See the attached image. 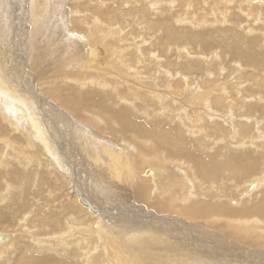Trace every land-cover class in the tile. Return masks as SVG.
<instances>
[{
  "label": "bare ground",
  "instance_id": "1",
  "mask_svg": "<svg viewBox=\"0 0 264 264\" xmlns=\"http://www.w3.org/2000/svg\"><path fill=\"white\" fill-rule=\"evenodd\" d=\"M22 6L30 35L0 20V264H236L198 234L264 260V0ZM67 130L98 142L108 216Z\"/></svg>",
  "mask_w": 264,
  "mask_h": 264
},
{
  "label": "rangeland",
  "instance_id": "2",
  "mask_svg": "<svg viewBox=\"0 0 264 264\" xmlns=\"http://www.w3.org/2000/svg\"><path fill=\"white\" fill-rule=\"evenodd\" d=\"M11 0H4L2 3L4 4H1V8H4V6L6 5H8L7 7L5 6V8H6V10H4L6 13H8V15L7 14H5V12L4 11H2V14L0 13V20L1 21H3V20H5V22L7 23L6 24V26H5V30H9V26H10V22H9V20H16V18H17V20H24V24H23V29L25 30L24 32H25V35H30V23H29V20H31V15L30 14H32V12H31V9H29V10H27V9H24V11L22 10L23 8H25V6H26V3L23 1V5H25L24 7L22 6L21 7V3H22V0L20 1V0H13L12 2H10ZM220 1H223V0H220ZM14 2H16V4L14 3ZM12 3V4H11ZM20 5V6H19ZM17 6V7H16ZM4 8V9H5ZM11 8V9H10ZM19 8V9H18ZM22 8V9H21ZM28 8V7H27ZM14 10V11H13ZM18 10V11H17ZM20 10H22V11H20ZM23 12L25 13V17L23 16ZM28 12V13H27ZM31 12V13H30ZM14 13V14H13ZM16 13V14H15ZM4 14V15H3ZM68 14V13H67ZM19 15V16H18ZM69 15V14H68ZM5 16V17H4ZM21 16V17H20ZM30 16V17H29ZM26 17H27V19H26ZM7 19V20H6ZM67 21V20H66ZM17 22V21H16ZM18 26V25H17ZM17 28V27H16ZM27 32V33H26ZM8 36H9V34H8ZM21 37V36H20ZM24 38V37H23ZM18 39H19V37H18ZM20 40H21V38H20ZM24 41H26L27 40V38H26V40L25 39H23ZM72 41V42H74V40H72L71 38H69V41ZM8 41V40H7ZM26 43V42H25ZM5 48H7V46H5ZM6 50V49H5ZM11 50H13V49H11ZM3 51V50H2ZM16 52V51H15ZM25 53V52H24ZM24 53L23 52H21V55H22V57L24 56ZM11 55H12V52H11ZM14 58H15V55H14ZM62 107V106H61ZM63 108V107H62ZM70 117V116H69ZM71 119H72V117H70ZM74 120V119H73ZM51 129H54L53 131L54 132H56V133H58L57 131H58V128H52L51 127ZM56 129V130H55ZM51 131V130H50ZM54 132H52V133H54ZM67 132L69 133V130H67ZM71 133V134H70ZM69 133V139L67 140V137H66V140H67V142H68V144H67V147H70V148H72L71 150H70V154L68 153V151L67 152H62V151H60V155H61V159L63 160V162L65 163V165H66V163L68 164V163H70L69 165H68V167L70 166V168L69 169H71L72 170V167H73V165H71V162H73L74 163V165H75V167L76 168H74L73 169V171L75 172L76 171V169H77V171L75 172V173H77L78 174V176H79V184H82V186H83V188H84V186H85V184H86V186H87V188H86V186H85V189H87L88 190V193L91 195V196H93V197H91V201H96V202H100V205H101V207L103 206V211H104V215H106V216H108V213H110V209L113 211L114 209H116V207H118V206H120V205H122V203L121 202H119V203H121L120 205L118 204V203H115L117 200L116 199H112L110 196H108L107 195V193H104L103 191H100L101 190V187H102V185L103 186H105V187H107V186H109V185H106V184H102L101 182H98V180H99V178L97 179V178H94V179H91V177H89V176H86L87 174H89L90 172V174L89 175H91V174H93L92 173V170L94 169V167L96 166L95 164H98L100 167L99 168H101V162L100 163H98V160H97V157H95V153H94V148H93V151L91 150L92 148H89V147H96V145L98 144V142L96 141V140H92V142L88 139V138H86V140L87 141H85V137H83V136H85V134H83L82 135V132H70ZM77 134V136H76V139H74L73 137H72V135L74 136V135H76ZM91 134H93L92 132H91ZM53 135H55V134H53ZM94 135V134H93ZM70 136H71V138H70ZM81 137L80 138V140H79V137ZM72 140V141H71ZM76 140V141H75ZM88 140H89V142H90V144H89V142H88ZM78 143V144H77ZM80 143V144H79ZM87 143V144H86ZM93 143L94 144H96V145H93ZM92 144V145H91ZM78 145V146H77ZM84 145V146H83ZM86 145H89V146H87L86 147ZM85 147V148H84ZM82 148V149H81ZM100 149V148H99ZM99 149H97V150H99ZM87 150V152H84V151H86ZM82 151V152H81ZM88 152H89V154H91L92 152V156H93V159L91 158L92 156H88L87 154H88ZM68 154H69V157H68ZM87 155V156H86ZM83 156V157H82ZM99 159H101V154L99 153ZM67 157V158H66ZM89 157V158H88ZM78 158V159H77ZM84 158V159H83ZM91 158V159H90ZM68 159H69V162H68ZM73 159H74V161H73ZM82 159H83V161H82ZM80 162H79V161ZM91 160V161H90ZM96 160V161H95ZM94 162H96V163H94ZM86 163V164H85ZM89 164H90V166H89ZM85 165H88V167L87 166H85ZM92 166V167H91ZM146 166V165H145ZM91 167V168H90ZM90 168V169H89ZM100 170V169H99ZM83 171V172H82ZM81 176H83V177H81ZM85 178V179H84ZM83 179V181H84V183H82L81 182V180ZM91 179V180H90ZM92 181V182H91ZM95 182V183H94ZM92 183V184H91ZM94 184V185H93ZM89 185V186H88ZM71 186H72V184H71ZM91 189V190H90ZM100 192V193H99ZM92 193V194H91ZM103 193V194H102ZM101 194V195H100ZM107 195V196H106ZM108 197V198H107ZM111 198V199H110ZM96 199H98L99 201H97ZM102 202V203H101ZM117 204V205H116ZM105 206V207H104ZM106 208V209H105ZM108 209V210H107ZM109 228H111V226H109ZM0 232H3V233H5V232H7V233H10V232H8L7 230L5 231H3V229H0ZM118 236V235H117ZM200 238V239H199ZM133 238H129L128 237V239L125 241V242H127V241H130V240H132ZM210 239V240H209ZM203 240V241H202ZM218 240V241H217ZM197 241H199V245L198 246H200V247H202V245L204 246V248H201L203 251H208V252H210V250H208V248H206V247H210L211 249H214L215 251H216V246H218V248H220V250L222 251V252H224L226 255H227V257L229 258V259H233L234 261H236L235 263L236 264H259L260 262V264H264V263H262L264 260L262 259V256H260V254H258V253H256L255 251H252L251 252V254H250V251H246V250H237V248H233V247H230V248H228V246H227V244H226V242L221 238V237H219L218 238V236H217V238H214V237H211V236H208L207 238H205V236L203 237L202 235L200 236L199 234H198V239H197ZM133 242V241H132ZM223 242V243H222ZM217 243V244H216ZM223 245H222V244ZM215 244H216V246H215ZM220 244V245H219ZM210 245V246H209ZM20 248V246H19V243H17L16 245H14L11 249H14L13 250V252L12 253H16V251H17V249H19ZM222 248V249H221ZM232 249V250H231ZM235 250V251H234ZM232 251V252H231ZM256 253L257 255H254L253 253ZM229 253V254H228ZM231 253V254H230ZM252 255H253V257H252ZM13 256H15V255H13ZM245 256V257H244ZM257 256V257H256ZM233 257V258H232ZM12 259H14V258H12ZM244 259H245V261H244ZM253 260V261H252ZM257 260V261H256ZM240 261V262H239ZM244 261V262H243ZM238 262V263H237ZM249 262V263H248ZM254 262V263H253ZM257 262H259V263H257Z\"/></svg>",
  "mask_w": 264,
  "mask_h": 264
},
{
  "label": "water",
  "instance_id": "3",
  "mask_svg": "<svg viewBox=\"0 0 264 264\" xmlns=\"http://www.w3.org/2000/svg\"><path fill=\"white\" fill-rule=\"evenodd\" d=\"M4 241V239L2 238L1 240H0V242H3Z\"/></svg>",
  "mask_w": 264,
  "mask_h": 264
}]
</instances>
